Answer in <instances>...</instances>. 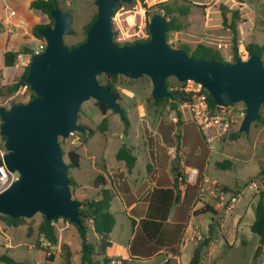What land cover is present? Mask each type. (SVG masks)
Wrapping results in <instances>:
<instances>
[{"label": "rangeland", "instance_id": "obj_1", "mask_svg": "<svg viewBox=\"0 0 264 264\" xmlns=\"http://www.w3.org/2000/svg\"><path fill=\"white\" fill-rule=\"evenodd\" d=\"M10 1L0 0V12L4 9L6 3L11 5L17 3V8H21L19 4L21 0H12V3ZM166 1L172 0H138L117 7L112 16L114 40L120 45L147 40L149 38L148 24L150 18L154 13H159L156 12L155 6ZM93 2L94 0H65L64 5L61 6L63 11L69 13L71 17V34L65 37L67 46L84 39V27L96 14V7ZM176 4L190 5L191 10L187 16H177L180 25L179 31H169L167 33V43L174 48L188 46L191 50H194L196 46L204 45L217 51L223 61L231 63L233 34L230 29L224 26L222 13L223 11L226 13V17L230 22L231 11L235 10L239 12L237 52L240 59L248 57L245 49L247 44L254 43L264 46V0H184V2L172 3V5ZM122 10L125 13L134 12L135 23L133 25L129 26L125 15L120 17L119 23L113 20L116 13ZM159 14H163V12ZM3 28L5 26L2 27L0 23V32ZM30 34L33 36L32 32ZM24 37L30 39L29 35H24ZM35 43L36 41L30 43L29 47L32 48ZM24 49H28V47ZM262 59L264 60V54ZM27 65L28 63L17 59L14 68H6L0 56V87L13 83ZM97 81L102 84L105 83V75L98 76ZM115 85L116 92L119 95L118 100L130 122L129 128L125 129L122 119L113 111L108 110L105 115L108 119L107 130L104 133L99 132L97 125L104 116L101 114L95 100L90 99L84 102L78 112L77 125L82 129V126H85L93 130V135L86 146L82 144V135L87 134L86 130H84V133L74 132L66 139H58L62 151L66 153L70 149H78L81 156L79 169H69L68 176L76 179L81 185H89L98 175L107 177V172L102 167L103 164L107 168H115V166L126 168L125 163L118 162L115 159L118 149L126 146L130 149L132 155L136 157L132 178L143 177L146 174V151L159 147L165 151L168 158V156H171L168 154L169 149L175 148V157H177L180 150L181 128L184 130L189 128L194 138L185 140L183 161L200 171L197 186L204 179L203 172H201L204 171L211 181L215 180L218 184H223H215L217 187L222 188L224 185L231 188L238 187L239 194L237 195L238 198L240 197V201L237 203L238 206L245 202L247 198L254 199L249 214L239 226L234 242L230 241L234 237L231 217L229 218L224 210L215 211V223H211L209 228L212 233V240L209 247L205 248L206 251H210V255L203 258L202 263L263 264L261 255L254 258L259 238L251 232L249 224L254 220L253 207L264 189V177L260 175L264 171V123L256 124L254 122L248 134H242L234 141H230L226 136L220 142L215 143L212 148H209L203 138L200 139L198 128L182 105L178 108L181 122H178L176 112L170 110L166 104L158 107L153 106L151 102L153 100L151 97L152 85L148 77L143 76L137 80L120 78ZM168 85L170 86L169 91L181 87L180 83L174 78L168 79ZM29 99L30 92L23 87L11 97L0 98V107L9 108L13 103L27 102ZM240 108L245 111V106L242 103L231 106V109L235 111ZM242 119L238 118L234 131L237 128L239 129ZM178 134H180L179 140L177 138ZM5 153V145L0 136V158ZM64 160L66 163L68 162L66 156H64ZM225 160L232 162V168L227 171L219 170L216 163ZM172 161L169 162L170 167H172ZM251 182H257V190L249 188ZM188 185L186 184V186ZM71 192L73 198L79 201L83 200L82 197L78 196L79 191H76V188H73V191L71 188ZM120 208L118 201L112 202L110 213L113 214L116 220L112 236L124 241L130 233L131 223L124 214L119 213ZM197 219L198 231L201 235H206L208 230L207 227H204V224L210 222L208 215H200ZM42 220L43 216L36 214L31 219H25L20 226L13 228L7 227L0 219V255L9 256L17 264H43L45 258L52 255L54 257L53 264H63L64 260L59 248L61 244L66 243L69 244L71 252L70 264H78L77 260L80 257L78 251L81 249V240L73 225L63 219L54 221V227L58 234V245L50 246L38 233V227ZM221 223L223 225L218 226ZM87 240L95 243L96 235L90 231L87 234ZM203 240L201 239L198 242L201 244ZM94 253L93 260L101 262L102 257L96 256L97 249ZM0 264L6 263L0 261ZM128 264H163V258L158 257L146 262H129ZM171 264L177 263L172 261Z\"/></svg>", "mask_w": 264, "mask_h": 264}, {"label": "water", "instance_id": "obj_2", "mask_svg": "<svg viewBox=\"0 0 264 264\" xmlns=\"http://www.w3.org/2000/svg\"><path fill=\"white\" fill-rule=\"evenodd\" d=\"M136 1L94 0L96 18L84 41L72 48L65 43L71 34L69 13L58 5L51 12L53 26L39 31L45 49L31 54L28 62L25 83L34 98L0 107V136L6 150L0 168L17 174L0 191V215L31 219L40 214L48 222L67 219L79 224L81 203L72 196L70 168L58 139L84 133L77 125L78 112L90 99L124 117L115 94L98 83L102 74L131 80L148 77L154 101L171 96L166 87L169 78L180 84L193 81L212 97L216 107L242 103L245 114L238 132H250L264 104V60L254 54L227 64L192 58L167 43L171 22L159 13L150 18L147 41L120 45L114 40L112 14L119 4ZM179 162V158L172 161L175 171ZM260 175L264 177V171ZM261 250L258 246L254 258Z\"/></svg>", "mask_w": 264, "mask_h": 264}, {"label": "crops", "instance_id": "obj_3", "mask_svg": "<svg viewBox=\"0 0 264 264\" xmlns=\"http://www.w3.org/2000/svg\"><path fill=\"white\" fill-rule=\"evenodd\" d=\"M31 1L33 0H21L19 3L21 8H17V3L15 5L6 3V6L0 12L1 26H5L0 32V56L3 59V65L4 53L7 51L20 53L18 60L28 63L31 53L22 54L21 52L25 47H28L31 51L29 44L39 41L30 32H32V28L35 25L48 22L45 15L29 9ZM10 2L12 3V0ZM10 12H13L14 15L10 16ZM24 35H29L30 39L24 37ZM186 129L181 128L180 150L178 156L175 157L180 160L177 171L170 167L169 164L174 158L171 156L167 158L165 151L158 147L146 151V174L143 177L132 178L135 166L131 172H128L123 166L107 168L103 164L102 167L107 172V177L103 176L105 179L104 185L95 188L92 185L94 181L89 185H81L74 179L80 186L78 188V196L82 197V199L97 200L101 188L110 189L114 193L111 204L113 201H118L121 207L119 213L124 214L131 223L128 238L123 241L118 237L112 236L116 226L115 220V225L109 234L111 246L103 255H97L102 257V260L101 262L95 260L96 264L146 262L158 257L163 258V264H171L172 261L177 264L189 263L195 248L200 244L194 237L196 233L200 234L197 217L208 215L196 213L204 204L211 205L216 212L220 211L215 209L212 204V196L205 189L212 183L223 184H218L215 180L211 181L204 171H201L204 179L200 181L199 185L204 189L202 194L198 190V186H191L190 184L186 186V183L182 181L187 168H193L198 173L200 172L196 167H191L183 161L185 140L194 138L189 128ZM198 133L202 140L199 130ZM175 178H178L177 182H174ZM253 200L247 198L245 202L238 206L239 197L233 206V210L224 211L229 215V218L231 217V224L234 230V237L230 239L231 242L236 240L239 226L249 214ZM253 208L255 213V206ZM208 220L210 222L204 224V227H207L208 230L206 235H200L201 237L203 236L202 239L210 236L212 240V233L209 228L211 223H215V220H212L211 215H208ZM153 222L162 224L158 231L155 230ZM222 225L223 223L218 226ZM98 242L99 236L96 235L94 244ZM209 244L206 246L207 248ZM258 246L262 245L258 242ZM205 248L201 254V262L203 258L210 255V251H206ZM260 255L263 257L264 264V245ZM104 259L108 261L105 262ZM77 262L78 264L80 263V257ZM62 263L64 264V261Z\"/></svg>", "mask_w": 264, "mask_h": 264}, {"label": "trees", "instance_id": "obj_4", "mask_svg": "<svg viewBox=\"0 0 264 264\" xmlns=\"http://www.w3.org/2000/svg\"><path fill=\"white\" fill-rule=\"evenodd\" d=\"M65 0H33L29 4V9L32 11L39 12L46 16L48 22L46 24H38L35 25L32 28V34L33 36L38 39L42 40L41 36L39 35V31L44 28H50L53 26V19L51 18V12L54 10L55 6L58 5L60 8L62 5H64ZM178 1L184 2V0H172V1H166L161 2L155 6L157 9L156 12H163V16L168 19L171 22V27L169 31H179L180 25L178 24L177 16H187L190 14L191 6L180 4V5H172V3H176ZM189 3V2H187ZM122 6V4H119L117 7ZM62 9V8H61ZM225 9V8H224ZM63 10V9H62ZM232 16L230 22L228 21V18L226 17V13L223 11V24L226 28L230 29L233 34V57L232 62H235L240 59V56L237 52V21L239 20V12L237 10L231 11ZM114 14V12H113ZM112 14V16H113ZM155 14V13H154ZM96 18V14L93 16L92 20L84 27V39L86 37V33L90 25L94 22ZM149 34V33H148ZM84 39L82 41H84ZM149 39V38H148ZM147 39V40H148ZM144 40V41H147ZM82 41L76 42L68 48H72L76 46L77 44L81 43ZM184 49L188 55L195 59H205V60H216L221 62L222 64H227L228 62H225L222 60V57L220 54L204 45H198L194 50H191L188 46H182L180 47ZM248 56L250 55H256L260 58H263L264 54V46H260L258 44L250 43L247 44L245 47ZM22 54H28L32 52L29 49H24ZM20 53L7 51L4 53V67L6 68H14L18 59V55ZM28 75V65L23 68L22 73L19 75L17 79L11 84H6L0 87V98L2 97H11L14 93L19 91L21 88L27 86L25 83V79ZM104 75V74H103ZM100 76V75H99ZM125 79V77L120 75H105V83H98L102 86L108 87L116 96L117 99H119V95L116 92V82L118 79ZM181 85V84H180ZM166 87L170 89V86L168 85V80L166 81ZM27 89L30 92V98H34V94L31 91L30 87L27 86ZM205 91V90H204ZM171 96L167 98H163L159 101L152 100L153 106H161L163 104H166L169 106V109L176 112L178 117V122H180V112H179V106H181L184 102H187L189 100L188 94L185 92L179 90V89H172L170 90ZM206 92V91H205ZM207 98H208V105L211 112H217L220 111L219 107H216L212 97L206 92ZM98 108L101 112V114L104 116L101 122L97 125V130L101 133H104L107 130L108 125V119L105 116L108 109L105 104L97 102ZM233 106V105H229ZM124 117L122 118V121L125 125V129H128L130 126L129 119L126 116L125 111ZM245 113V111H244ZM256 124H263L264 123V104L261 106L259 111V117L255 122ZM84 130L87 131V134H83V145H86L89 141V139L93 135V130L82 126ZM126 134V132H125ZM243 133L238 132V128L234 131L229 132L228 139L230 141H234L238 139ZM177 138L179 140L180 134L177 135ZM60 147L61 143L58 141ZM64 156H66L67 163L69 165L70 169H79L80 167V160L81 156L78 152V149H70L66 151V153L63 151ZM115 159L118 162L125 163L126 169L128 172H131L132 169L135 166L136 163V157L132 155V152L130 149H128L126 146H122L118 149V151L115 154ZM216 167L219 170L227 171L232 168V162L229 160H225L222 162H217ZM70 181V188H76V191L80 187L78 183L71 177H69ZM105 179L103 176L99 175L95 178L93 182V187L97 188L99 186L104 185ZM223 191L231 193L233 195L239 194L238 187L230 188L227 186L222 187ZM114 197V193L110 189L101 188L99 191V197L97 200L95 199H83L80 201L81 205L78 208L79 213V224L73 225L75 228L76 233L78 234L80 240H81V249L79 251L80 255V263L79 264H96V261L93 260V257L95 256L94 252L97 249V255H103L105 251L111 246L110 240H109V234L111 233L114 225H115V218L113 215L109 212L111 201ZM196 214H208L212 216V220H215L214 215H216L215 210L211 205L204 204ZM255 218L253 223L250 226V230L252 233L258 236L259 243L263 246L264 245V189L259 195V199L257 200V203L255 205ZM0 219L7 227H18L24 222V218H10L7 216L0 215ZM66 222H69L67 219H63ZM155 226V230H159L162 226L160 222H153ZM92 231L94 234L99 236V242L97 244L91 243L87 240V234ZM38 233L41 235L44 240H46L50 246H57L58 245V234L56 232V229L54 227V221H46L43 217L42 222L40 223L38 227ZM211 241V237L208 236L203 240L201 244H199L192 255L191 260L188 264H202L201 262V254L203 249L209 244ZM62 257L64 260V264H70V256L71 252L69 250V245L66 243H63L60 245ZM96 255V256H97ZM0 261L5 262L6 264H17L12 258H10L7 255H0ZM104 261H108L107 259H104ZM54 257L52 255H49L45 258V261L43 264H53Z\"/></svg>", "mask_w": 264, "mask_h": 264}, {"label": "built area", "instance_id": "obj_5", "mask_svg": "<svg viewBox=\"0 0 264 264\" xmlns=\"http://www.w3.org/2000/svg\"><path fill=\"white\" fill-rule=\"evenodd\" d=\"M12 15H14V13L10 12V16ZM45 46V41L39 40L32 48L30 47L32 54L42 52L45 49ZM26 88L27 86L24 87V89ZM176 89L188 94L189 100L184 102L182 107L188 111L191 120L198 128L201 137L209 148H212L215 143H218L225 138L229 132L235 128L238 118L242 119L244 115V110L242 108L235 111L231 109V106L220 108V111L217 112H211L206 92L199 84H196L193 81L182 83L181 87L175 88L174 90ZM175 153V148H170L168 151V154L172 157H175ZM16 179L17 174H9L5 167H1L0 191L9 186V184ZM197 180L198 171L193 168H187L184 176L182 177V181L186 184L197 187ZM249 188L257 190V182H251ZM198 190L201 194L204 191L203 187L199 185ZM205 190H207L212 196V204L215 206L216 210H230L238 201V195L235 196L231 193L223 191L222 188L215 186V183H212V186L210 184ZM194 237L197 241L202 239L199 233H196Z\"/></svg>", "mask_w": 264, "mask_h": 264}, {"label": "clouds", "instance_id": "obj_6", "mask_svg": "<svg viewBox=\"0 0 264 264\" xmlns=\"http://www.w3.org/2000/svg\"><path fill=\"white\" fill-rule=\"evenodd\" d=\"M122 15H125L126 21L129 24V26L133 25L135 23V14L132 11H129L125 13L123 10L118 11L116 15L113 17V20L117 21L118 23L120 22V17Z\"/></svg>", "mask_w": 264, "mask_h": 264}]
</instances>
